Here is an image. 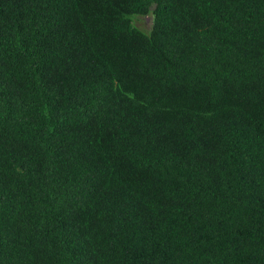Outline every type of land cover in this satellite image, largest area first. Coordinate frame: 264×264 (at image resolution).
I'll use <instances>...</instances> for the list:
<instances>
[{
    "label": "trees",
    "instance_id": "1",
    "mask_svg": "<svg viewBox=\"0 0 264 264\" xmlns=\"http://www.w3.org/2000/svg\"><path fill=\"white\" fill-rule=\"evenodd\" d=\"M0 264H264V0H0Z\"/></svg>",
    "mask_w": 264,
    "mask_h": 264
},
{
    "label": "rangeland",
    "instance_id": "2",
    "mask_svg": "<svg viewBox=\"0 0 264 264\" xmlns=\"http://www.w3.org/2000/svg\"><path fill=\"white\" fill-rule=\"evenodd\" d=\"M135 25L146 31L150 27V19L147 17H139L135 19Z\"/></svg>",
    "mask_w": 264,
    "mask_h": 264
}]
</instances>
